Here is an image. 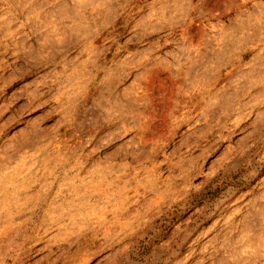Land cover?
<instances>
[{
  "label": "rangeland",
  "instance_id": "1",
  "mask_svg": "<svg viewBox=\"0 0 264 264\" xmlns=\"http://www.w3.org/2000/svg\"><path fill=\"white\" fill-rule=\"evenodd\" d=\"M262 167L264 0H0V264H264Z\"/></svg>",
  "mask_w": 264,
  "mask_h": 264
},
{
  "label": "trees",
  "instance_id": "2",
  "mask_svg": "<svg viewBox=\"0 0 264 264\" xmlns=\"http://www.w3.org/2000/svg\"><path fill=\"white\" fill-rule=\"evenodd\" d=\"M259 174H264V167H262L260 170H259ZM249 183H251V181H249ZM233 185V184H231ZM240 183H236V185H233V186H237V187H240ZM243 189V188H242Z\"/></svg>",
  "mask_w": 264,
  "mask_h": 264
}]
</instances>
